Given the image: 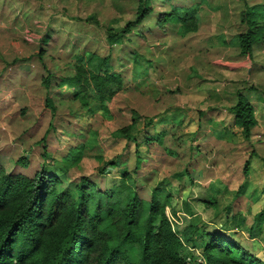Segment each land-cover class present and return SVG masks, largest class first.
<instances>
[{
	"label": "rangeland",
	"instance_id": "374dc122",
	"mask_svg": "<svg viewBox=\"0 0 264 264\" xmlns=\"http://www.w3.org/2000/svg\"><path fill=\"white\" fill-rule=\"evenodd\" d=\"M219 1L225 3L219 7L220 11L206 9L205 6L209 4L216 8V2ZM244 1H257L261 4L259 6L256 3L258 6L250 8V16L253 17L250 24L254 25L257 22L253 27L256 31L254 41L257 42L254 45V53L261 58L260 55L264 53V24L261 21L264 15V0ZM145 2L150 3V7L154 6L159 12L173 10L171 5L177 4L174 0ZM184 2L188 6H176L171 14H165L167 19H164V23L168 22V17L174 20L181 15L183 7L186 12H196L200 22L198 24L203 26L200 35L206 40L211 38L210 49H205L208 51L207 54L214 56L219 53L220 59L224 56L222 61H217L220 63L219 68L211 64L198 63L195 67L200 71L198 74L206 77L211 87L220 86L213 79L216 78L212 72L215 70L226 72L218 78L220 81V78L224 77V81L230 85L227 87L228 90H231L232 86L235 88L237 84H242L243 81L233 84L235 74L227 75L225 65L237 54L234 52L238 50L236 32L240 27L237 20L240 17L242 0H184ZM137 3L138 0H0V165L8 169L17 157L26 155V164L15 165V169L31 175L42 166L47 173L58 176L59 186L70 185L77 181L80 175H85L94 187L99 188L107 187L113 178L118 177L119 169L125 167L132 179L139 178L136 189L143 197L148 196L153 184L141 182L140 174L151 170L154 180H161L162 186L169 192L165 212L180 236L182 228L188 222L201 230L215 228L237 240L242 247L264 262V219L258 222L254 218V213L263 205L259 191L261 192L260 188L264 183L255 177L256 174L248 171L243 177L241 188L235 189L237 185H224V177H228L229 180L238 177L244 158L238 157L236 150L230 152L228 149L218 150V138L209 141L203 139L205 133L201 134L202 126L208 124L210 120L207 119L205 123L208 114L215 118L223 116L224 110H216L224 106L223 103H227L221 95L212 97L208 92L202 91L196 94L186 111L185 119L188 126L182 129V133H178L181 130L172 135L165 133L163 147L162 142L158 141L160 143L158 145L153 140L150 142L151 138L140 135L143 133V119L139 120L133 114L137 112L150 114L151 106L138 89L126 88L115 93L108 101L105 99L107 109H103L91 97L94 89L90 84L59 86L54 85L57 79L51 77L52 89L56 94L52 99L55 108L52 117L50 108L43 105L45 88L39 82L40 77L47 71L54 76L55 73L67 74L72 71V57L66 56V61L62 62L57 55L62 58L72 40L77 41V50L89 51L85 49L87 47L94 48L93 52L96 54H104L107 51L121 54L122 45L108 47V41L106 39L105 43L102 33L106 30L118 32L125 21L134 18ZM212 13L214 17L210 16ZM162 14L164 13H159V16ZM157 27L159 30L163 29L164 36L161 38L164 39L161 40L163 44L159 45L162 49L155 54L159 60L161 75L152 78L158 87V96L152 105L166 107L164 98L168 94V87L163 83L170 76L166 73L170 68L172 74L177 76L183 70L189 72L190 65L196 63L195 55L192 53L197 50L187 49L186 43L192 37L191 33L181 37L167 25ZM47 31L51 36L45 42H41V35ZM219 34L221 37H218ZM136 36V33L131 35ZM216 37L219 38L218 42ZM63 38L65 44L60 43ZM90 39H94L95 44H90ZM38 49L43 50V57L47 59L44 66L36 59ZM25 56H28V62L32 60L36 63L30 70L32 73L27 74L24 71L14 73L13 65L19 61L14 59ZM54 58H58V61ZM121 60L122 58L120 62ZM243 60L247 62L244 58ZM120 65L117 67L119 70ZM124 67L122 64V68ZM258 74L264 75V71ZM122 78L124 79L123 76ZM127 78L130 80V77ZM75 89L80 98L72 94ZM250 95L254 104L253 117L263 132V140L258 143V150L264 151V92L258 90ZM81 99L85 100V104ZM176 101H180V96ZM210 106L215 107L209 108ZM189 123H192L196 132L195 130L193 133L189 132ZM207 127L210 128L211 125L208 124ZM154 128L159 132L164 130L160 124L154 125L151 129ZM41 137L43 139L39 140ZM111 158H115V163L104 168ZM225 163L228 164L225 166ZM255 167L256 173L259 171V165ZM109 168L111 170L107 171ZM97 199H94V203ZM208 200H212V203H207ZM102 204L103 200L100 206ZM185 207L192 210L188 216L184 211ZM194 231L193 245L186 242L182 250L187 252L186 257L201 259L199 248L201 242L196 238Z\"/></svg>",
	"mask_w": 264,
	"mask_h": 264
},
{
	"label": "trees",
	"instance_id": "16d2710c",
	"mask_svg": "<svg viewBox=\"0 0 264 264\" xmlns=\"http://www.w3.org/2000/svg\"><path fill=\"white\" fill-rule=\"evenodd\" d=\"M149 11L145 0H138L134 18L125 21L118 32L106 30L107 40L112 42L125 35ZM249 14L251 10L244 8L240 22L248 24ZM180 21V31L196 28L193 14L181 16ZM253 27L247 25L236 34L239 51L247 58L256 32ZM50 36L49 31L43 33L42 42ZM77 47V43H70L65 53L72 57L71 72L54 76L47 71L40 78L45 88L44 104L51 116L55 109L51 77L57 79V85L90 84L94 89L91 97L103 109H107V96L121 86V77L111 70L107 54ZM43 55L39 49L38 57L44 59ZM72 94L80 98L76 89ZM227 108L243 135L248 136L255 123L250 102L237 91L235 102ZM26 161L27 156L22 155L8 169L0 165V264H183L187 252L182 249L186 242L193 245L194 230L201 242V264H264L237 240L215 228L201 230L188 222L180 236L165 212L169 192L158 182L147 197L141 196L136 189L139 178L132 179L125 167L107 187H94L85 175L71 186H59L58 176L47 173L42 166L31 175L15 169V165H25ZM114 163L115 158H111L104 168ZM140 181L144 180L140 177ZM185 208V212H192L190 207ZM254 218L258 222L264 219V206Z\"/></svg>",
	"mask_w": 264,
	"mask_h": 264
},
{
	"label": "crops",
	"instance_id": "0c3cea01",
	"mask_svg": "<svg viewBox=\"0 0 264 264\" xmlns=\"http://www.w3.org/2000/svg\"><path fill=\"white\" fill-rule=\"evenodd\" d=\"M174 1H177L176 2L177 4L171 5L173 6V10L168 9L166 10V12L164 10L163 11L160 10L161 12H159L157 9H155L154 6H151L150 11L147 12L137 24L131 26L129 28V31L126 32L125 35L121 36L120 38H117L115 41L109 42L107 40L108 41L107 43L106 32L102 33L103 40L105 41V43H107L108 47L112 45H122V48H123V50H121L120 52L121 54H118V55L110 53L109 51H107L104 54H99V55L107 54L109 56V63L111 66V70L113 72H116L121 77V86L115 89L114 91H112L107 96L106 101H108L115 93L121 90L123 91L126 88L127 89L129 88L138 89V92L146 98L148 104L151 106L150 114H141L139 112H137V114L136 113L133 114V116L136 117L137 119L139 120L143 119L142 121L144 125V127L142 126L143 133L140 135H144V137L146 138L147 137L151 138L150 142L153 140V142L160 145L162 140L165 139L164 138V136H166L165 133L172 135L178 130H181V132H178V133H182V129H184L185 126H188L187 119H185V115H186L187 109L189 108L188 106L189 102L192 100V98L196 94H199L202 91V92H208L210 95H212V97L221 95L224 99L227 100V103L225 104L223 103L224 106L219 107L216 110L218 109L224 110L225 112H223V116L215 118L213 117L212 114H208L207 118L205 119V123L207 119H210L208 124L211 125V127L210 128L207 127L208 124H206L205 126H202L203 132L201 134L205 133L203 134V139H206L209 141L212 140L213 138H218L217 140L219 142L217 146L218 150L225 151L228 149L229 152L236 150L238 153V157L242 156V159L244 158L242 160L243 165L240 166L241 170L239 171L238 177L237 178L235 177L234 180H229L228 177H224L223 183L226 186L237 185L235 189H238L242 185L243 177L246 176L248 171L250 173L253 172V174H256V175H258L259 173L258 175L259 177L256 175L255 177L259 178V181L264 183V151L258 150V145H259L258 143L262 142L263 140L262 139L263 132H261V129L260 127L257 126L256 120H255V123L250 127L249 135L245 137L243 133L241 132L239 125L235 122L233 113L227 108L235 102L236 93L237 91H240L252 105L253 114H254V104L253 102H251L253 101V97H251L250 93H254L255 91H258V90L264 92L263 90L264 75L258 74L259 72L264 71V53L260 55L261 58H258V54L254 53L255 52L254 45L255 43H257L256 41H254L255 39H253L251 43V50H250L249 58L245 57L244 55L240 53L239 45H238V50L234 52V54L237 53L234 55V58L229 59V61L224 60V62L227 61L226 63H228V64H225L227 66V70H226L227 75L235 74L236 78H234L233 84L238 83V81H243V83L237 84L235 88L234 86H232L231 90H228L227 87L230 85L228 84L227 81H224V77L223 78L221 77L220 81L218 78V76L225 75L226 72H224V70H221V71L215 70V71H212L214 75L213 77H216L213 79H215L217 81V84L219 83L220 86L211 87L208 84L209 80H207L206 77H202L200 74H198L200 73V71L195 69V67L198 63L199 64L202 63L206 65L211 64L219 68L218 65H220V63L219 62L217 63V61H222L221 59H224V56H221V59H220L218 58L219 53H216V55L214 56H210L207 54L208 51L205 49H208V50L210 49L209 45L212 44V42L210 41L211 38L206 40L205 38L202 37L203 35L202 36L200 35V30L202 29L203 26L201 27L200 24H198L200 22L198 21V15L195 14L196 12L195 13H192V11L190 13L188 11L186 12L185 7H183V13H181V15H178L177 18H175L174 20L168 17L169 19L168 22L166 24L164 23V19H167L165 17V14H171L172 11H174L176 6H179V5L188 6V4L184 2V0H174ZM256 3L259 4V2L257 1L245 2L244 0H242V8L240 9L239 14L244 8L248 7L250 10L252 6H258L256 5ZM147 4L150 6V3H147ZM221 5H225V3L219 1V2H216V8L210 4L206 5L205 7L209 11H220L219 7ZM260 5L261 4H259V6ZM159 13H164V14L159 16ZM189 14H193V16L195 17L196 28L193 30H188V31H180L179 26L181 23L180 21L181 16L189 15ZM210 16L214 17V14L212 13L210 14ZM250 21L253 22V17H251ZM250 21H248V24H245L244 22H240V17H239V19L237 20V23L240 27L236 29L238 31H241V30H244L247 25L253 27L257 23L255 22V24L252 25L250 24ZM261 21L264 24V15L261 18ZM163 24L174 29L177 36L182 37V36H185L191 33L190 35L192 37L188 39L186 46L188 47L187 49L197 50L196 52L192 53L195 55L196 63L194 65H190L189 72H186V70H183L181 71V74L179 76H177L176 74H172L171 72L172 68L169 69L166 75H170V76L169 78H167L166 82L163 83V85H166L168 87L167 88L168 94L164 98V102L167 103L166 107L164 105L160 107H156L152 105V102L158 96V93H157L158 87H156V81L152 80V78L155 79L156 77H159L161 75L160 64L158 63L159 60L157 59L155 54H158L159 52L158 50L162 49V47L160 48L159 45L163 44V41L161 40L164 39V38H161L164 36V31L163 29L159 30L157 25L161 26ZM210 29H214V28L210 27ZM135 33L137 36L131 37V35ZM218 37H221V34H219ZM218 37H216L217 42L219 41ZM261 38L263 37H260V39ZM64 39L65 38H63L62 41L60 42L61 44L66 43ZM221 39L223 40V38ZM40 41L42 42L41 37H40ZM93 41L94 39H90V44H95L93 43ZM70 43H77V41L72 40ZM85 49L89 51H95L94 48L90 49V48L85 47ZM38 51H37L36 59L38 61L40 60L39 63L41 66H44L46 63L45 61L47 59L45 58L40 59L38 57ZM57 56L60 60H62V62L66 61L65 55L62 58L59 55ZM27 57L28 56H25L19 59L17 58L14 59L16 61L19 60L13 65L12 70L14 71V73H17L18 71H24L27 74L32 73L30 70L33 69V65H36V63L33 62L32 60L31 62H28ZM58 58H54V59H57L58 61ZM121 58H122L121 60L122 62H120ZM243 58L247 60V62L244 61ZM259 59H261V61ZM231 61L237 64H233ZM119 64H121L120 65L121 70L117 69ZM122 64L125 65L124 68H122ZM222 69H224V67H222ZM56 74L57 73H55V75ZM216 74L217 76H215ZM122 76L124 77V79L122 78ZM127 77H130V80H128ZM39 82H40V79H39ZM54 85H57V84L55 83ZM50 88L53 91L52 85H50ZM246 88H249V89L246 90ZM53 92H54L53 95H56L55 91ZM178 96H180V101H176ZM52 99H53V96H52ZM43 105H45L44 97H43ZM211 107L213 108L215 106H210L209 108ZM178 110H180L181 112H179ZM158 124H160L163 127L164 129L163 131L160 130L159 132L158 130H155V128L153 130L151 129L154 125L157 126ZM145 127H148V128L144 130ZM189 127H190L189 132L193 133L195 128L192 127V123H189ZM140 138L142 140V137ZM158 141H160V143ZM174 141L177 144L176 139H174ZM161 146L163 147V142ZM248 161H249V164H248ZM226 164L228 163H225L224 165L226 166ZM254 165L255 166L259 165V171L256 173H255L256 167ZM152 175H153V172L149 170L143 174H140V177L144 180L143 182L145 184L152 182V184L155 185L156 183L159 182L160 185L162 186L161 180L155 181ZM236 180L238 182H236ZM260 190L261 192L259 191V193H261L260 195L262 196V201H263V205L261 206L262 208L264 206V185H262V188H260ZM207 203H212V200H208ZM258 211L259 210H257L254 213V215ZM191 213L188 214V211H186V216L190 215ZM249 235L255 236V234H249Z\"/></svg>",
	"mask_w": 264,
	"mask_h": 264
},
{
	"label": "built area",
	"instance_id": "2783aa9c",
	"mask_svg": "<svg viewBox=\"0 0 264 264\" xmlns=\"http://www.w3.org/2000/svg\"><path fill=\"white\" fill-rule=\"evenodd\" d=\"M201 262H203L202 258H195L192 259L190 258V256L185 257V260L183 262V264H201Z\"/></svg>",
	"mask_w": 264,
	"mask_h": 264
}]
</instances>
